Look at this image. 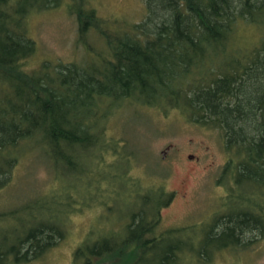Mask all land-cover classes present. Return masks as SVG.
Returning a JSON list of instances; mask_svg holds the SVG:
<instances>
[{"label": "trees", "instance_id": "1", "mask_svg": "<svg viewBox=\"0 0 264 264\" xmlns=\"http://www.w3.org/2000/svg\"><path fill=\"white\" fill-rule=\"evenodd\" d=\"M62 1L45 0L46 9ZM42 2L0 0V189L21 156L41 150L58 173L90 176L84 193L91 192V199L85 202L71 188L73 197L56 190L45 203L37 200L32 210L38 202L47 211L55 203L61 214L48 211L47 223L32 216L23 230L15 229L12 242L0 243V264L37 259L62 240L57 217L66 220L77 200L90 207L95 195L107 192V203L99 205L113 213L120 197L117 180L124 184L127 206L117 220L121 228L89 229L72 264H213L218 251L245 250L263 239L264 0H145L143 20L123 30L86 8L84 0H69L65 6L76 16L88 63L44 62L32 70L26 61L36 45L27 20ZM244 27L258 35L242 43L236 35ZM92 33L103 50L88 44ZM122 104L177 111L186 122L218 132L226 162L217 183L225 196L211 226L162 228L161 210L173 194L162 183L144 188L132 180V163L119 153L125 146L107 136L112 107Z\"/></svg>", "mask_w": 264, "mask_h": 264}, {"label": "rangeland", "instance_id": "2", "mask_svg": "<svg viewBox=\"0 0 264 264\" xmlns=\"http://www.w3.org/2000/svg\"><path fill=\"white\" fill-rule=\"evenodd\" d=\"M68 1L63 0L60 6L46 9L44 0L37 7L38 10L35 9L28 17V34L36 45L34 56L26 61L28 69H36L44 62L88 63V51L78 41L76 16L69 13L65 6ZM57 3L59 1L54 4ZM84 3L86 8H93L99 17L114 22L113 27L121 30L139 23L145 16V0H84ZM234 7L241 9L239 4ZM239 31L236 38L242 43L258 35L252 28L244 27ZM88 44L97 51L104 49L96 33L88 38ZM112 111L115 115L106 125L107 136L121 140L120 147L125 146L119 153L132 163L129 177L134 181L140 180L144 188H155L162 183L164 189L173 194L170 204L161 210L162 228L189 225L198 230L200 227L211 226L221 210L222 198L225 196V190L217 183L226 162L218 132L190 124L173 110L164 113L159 109L122 104L116 109L112 107ZM84 160L82 158L83 164L90 165ZM107 161L110 159L107 158ZM115 166L121 169L119 165ZM105 174L109 180L112 173L108 171ZM75 176L77 174L58 173L41 150L29 151L21 156L9 174L8 182L0 189V213L9 210L14 212L24 205L32 206L9 217H0V243L4 239L12 242V232L18 228L23 230L21 226L26 227L32 216H37L40 223H47L49 212L56 209L61 214L55 203H50L49 212L46 207L41 208L39 203L48 201L46 198H50V194L56 190L73 197L70 190L75 188L82 192L77 195L85 202L91 199V192L84 193L85 186L91 183V177ZM117 186L120 197L114 203L116 210L113 213H106V206L99 205L101 201L107 203V192L95 195L93 198L97 201L90 207L77 200L78 207L68 211L66 220L63 221L61 215L57 217L58 223L63 222L64 238L56 243L54 241L37 259L21 264H72L73 252L89 233V229L98 232L117 227L119 230L121 227L117 220L126 213L127 206L122 203L126 200L123 195L124 184L117 180ZM101 188L109 190L103 183ZM88 191H91V186ZM57 199L59 203L60 198ZM37 200L38 206L34 211L32 208L37 205ZM105 217L106 220L102 219ZM53 224L56 225L55 219ZM255 238L252 236V241ZM96 264L107 262L103 260ZM213 264H264V238L245 250L237 248L218 251Z\"/></svg>", "mask_w": 264, "mask_h": 264}]
</instances>
